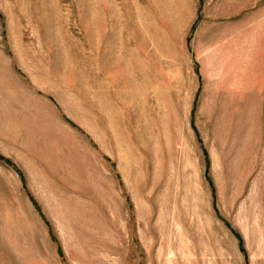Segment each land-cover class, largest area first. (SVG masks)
<instances>
[{"label":"rangeland","instance_id":"rangeland-1","mask_svg":"<svg viewBox=\"0 0 264 264\" xmlns=\"http://www.w3.org/2000/svg\"><path fill=\"white\" fill-rule=\"evenodd\" d=\"M0 264H264V0H0Z\"/></svg>","mask_w":264,"mask_h":264}]
</instances>
